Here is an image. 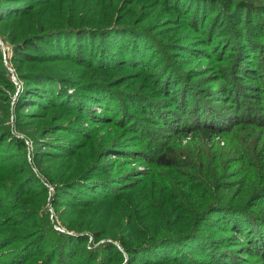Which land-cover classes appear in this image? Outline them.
I'll use <instances>...</instances> for the list:
<instances>
[{"label":"trees","instance_id":"1","mask_svg":"<svg viewBox=\"0 0 264 264\" xmlns=\"http://www.w3.org/2000/svg\"><path fill=\"white\" fill-rule=\"evenodd\" d=\"M136 1L0 0V264H239L237 251L264 256V212L254 209L264 201V0H162L193 32L207 28L213 37L219 23L227 38L219 65L234 58L238 71L218 69L230 84L228 109L213 105L132 22L127 8ZM251 48L260 53L256 71L243 56ZM152 51L158 65L146 59ZM130 68L145 72L146 90L162 99L117 91L129 73L114 74ZM244 78L247 86L238 84ZM137 113L165 127L149 133L150 119ZM10 117L32 141L35 170ZM106 125L122 131L100 135ZM123 132L141 134L144 149L126 144ZM162 134L165 143L155 139ZM196 141L211 143L213 159L193 154ZM114 160L118 168L145 163L143 181L128 182L131 171L111 175ZM229 160L241 173L235 196L223 182ZM42 179L54 185V209L75 234L50 232L36 219L47 199ZM53 234L58 245L45 252ZM86 234L102 243L88 250Z\"/></svg>","mask_w":264,"mask_h":264},{"label":"rangeland","instance_id":"2","mask_svg":"<svg viewBox=\"0 0 264 264\" xmlns=\"http://www.w3.org/2000/svg\"><path fill=\"white\" fill-rule=\"evenodd\" d=\"M166 8L168 7L162 2V0H160L159 2L153 0H137L133 5L128 6L127 10L128 13L131 14L132 22L136 26L145 29L150 33V35H152L153 37L152 41L156 43L157 47H161V49L163 48V51L169 55V58L171 59L172 62H174V65L177 66V69L180 73L186 74L189 80L195 82L198 85V87L202 89L206 94H210L211 95L210 101H212L213 105L217 106V108L219 109H226V108L228 109L230 107V101L227 100L228 99L227 96L230 94V93L228 94L230 84H228L227 80L223 79L222 75L224 73L219 72L218 69H226L227 72L225 75L229 74L232 71H234V73H237L238 71L232 68L231 64L234 58L231 59V57H235L239 53V51H237V49L234 51L229 49L230 53L232 54V56L229 58L231 59L230 62L229 63L225 62L224 64L219 65V63H221V59L219 58L218 53L221 52V50L223 49L222 41H226L227 39L226 37L221 36L223 33L220 32L222 28L220 27L219 23H218L219 26L217 25L215 27V35L213 37L212 36L206 37L204 33H206L207 28L204 29L205 32L203 33L197 32L195 30L193 32L190 28V21L187 18L176 17L175 15L168 12ZM0 42H1L0 46L2 48L4 47L5 49V46L2 43L1 39ZM246 53H247L246 56L247 59L249 61H252L251 64L248 63L246 64V66L252 69L253 71H256L257 67L255 68V64L260 63L259 60L260 53L254 52L252 48L246 49V51H244L243 56H245ZM146 56L148 62H152L155 65L159 64V60L157 58L158 54H156V51H152L151 53L147 52ZM5 65L11 74L10 76L11 80L14 81L15 84H17L16 79L13 75V69H11V67L7 63ZM152 71L157 72L158 70H152ZM145 75H146L145 72L140 73V71H137L132 68L123 71L122 74L116 72L113 78L115 76L118 77L128 76L126 78H123V81L129 79L127 84H124L116 88V90L122 92H127V91L140 92L144 96L152 97L153 94L151 93H156V92L152 91L151 89L146 90L147 80ZM229 79L231 81L230 77ZM243 83H245V85L247 86L250 82H248L246 78L238 80V84H243ZM238 91L241 95L240 99H243L242 96L243 91L240 90ZM263 96L264 94L262 95V97ZM153 98L162 99L158 96H153ZM162 101H166V100L163 99ZM93 110L97 114H101V115L105 114V112H103V110L100 107L94 106ZM143 113H137V114L139 115L138 117H140L141 119L143 118L150 119L151 121L150 125L145 123L147 125L145 126V128L149 130V133L158 132L160 131V129H162V126L165 127L164 125L161 126L157 124L156 121H158V119L156 118L155 115L151 116L150 114L147 113L143 114ZM12 119L13 117H10L8 124L10 125L11 130L15 129L13 134L16 137L19 135L18 137L24 140L25 146L27 147L28 150V155H27L28 162L30 165H32L33 169L35 170L36 167L33 163L32 158L30 157V154H32L33 151L32 141L29 138H27V136L25 137L26 134L24 135L21 132H17L16 126L14 127V119L13 120ZM104 129H106V131L100 132V135H103L105 132L110 130H113V132L116 130L118 134L121 133L122 131L120 129L113 128L111 125H106ZM123 133H124L123 135H125L124 141L126 144L129 143L128 145H133L131 147H135V149H139V150L144 149V144H147V141H144L142 139V143L138 142V140L140 139L139 135L141 136V134H135V136L133 135L128 136L125 134V132ZM239 133L240 132L232 133L230 135L229 133L228 134L223 133L224 134L222 135L223 141H225L224 136H227L226 138H228V140L230 138L231 140L232 138H235ZM162 136L163 138H161ZM162 136L160 138L155 136V139L158 142L165 143L166 140L165 138L168 136L163 134ZM188 140L189 139L183 140L182 146L188 145L186 144ZM216 142L218 141L215 140V143ZM210 145L211 143L207 144L206 146H203L202 144L196 141L193 145L190 146L192 147L190 148V150L197 158H205L204 154H207L209 156V159H213V155H214L212 154L213 151L208 150V147ZM219 146L222 147L223 143H220ZM113 158L114 156L111 157V159ZM116 162H117L116 168L109 172L111 175H114L115 177L118 174L124 175V173L131 171L129 175H131L132 177L131 180H129L128 182H130L131 184H137L143 181L142 180L143 178H140L141 176L139 175H143L144 173L147 172L148 167H146L145 163L139 160L134 163H129L127 166H125V168H118L119 165L118 163H120L121 160H118ZM105 164H107V160H103L102 165L105 166ZM225 167H226L227 178L223 180V182L225 183V185L230 186V193L232 195L235 196L237 194H240L242 183L239 180L241 177V173L240 170L237 169L238 162L235 163L234 160H229V162L225 165ZM259 176L260 178L264 177V169L261 170ZM42 182L48 184L52 189V191L49 193L51 189H49L43 184L48 189L47 199H46V204L45 206H43L41 212L38 215H36V219L38 221L44 222L45 226L48 225L50 232L53 233L56 232L58 235H62V236L75 234L64 226L59 213L56 212L54 209V205H53V196L55 191L54 185H52L48 181L47 182L44 181L43 179ZM255 203L258 204H256L254 209L258 210L259 207L260 209H262L261 211L264 212V201H256ZM229 235L231 234L230 233L227 234V237H230ZM52 236L53 237H51V240H49V242H47L46 244V247L44 249L45 252L49 251L50 247L53 246L55 239L56 240L58 239V236H56V234H53ZM86 236H88V243H87L88 250L92 248L95 249L97 248L98 244L102 243V241H100L99 243L94 244L93 238L89 236V234H86ZM218 237H224V234L220 233L218 234ZM232 237L238 238V236H236L235 233L232 234ZM241 238L242 237L240 236V238L238 239ZM238 241L241 243V240ZM58 242L59 240H57V245ZM7 251H11V250H7ZM235 255H238V257H240L238 258L239 264H264V256H260V254L252 257V256L240 254L239 251H237Z\"/></svg>","mask_w":264,"mask_h":264},{"label":"built area","instance_id":"3","mask_svg":"<svg viewBox=\"0 0 264 264\" xmlns=\"http://www.w3.org/2000/svg\"><path fill=\"white\" fill-rule=\"evenodd\" d=\"M0 45H1V42H0ZM43 184H44L46 187H48L49 189H51L50 186H49L48 184H46V183H44V182H43ZM51 191H52V189L49 191V193H50ZM60 231H61V230H60ZM61 232H62V231H61Z\"/></svg>","mask_w":264,"mask_h":264}]
</instances>
